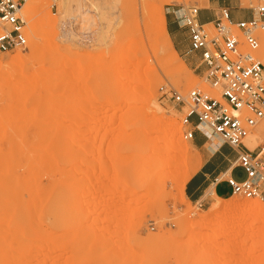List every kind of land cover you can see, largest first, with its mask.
<instances>
[{
	"label": "rangeland",
	"instance_id": "obj_1",
	"mask_svg": "<svg viewBox=\"0 0 264 264\" xmlns=\"http://www.w3.org/2000/svg\"><path fill=\"white\" fill-rule=\"evenodd\" d=\"M208 1L73 0L65 8L62 0H44L41 14L28 13L25 2L28 47L0 52V264H264V213L231 217L226 228L235 229L224 235L216 225L222 209L210 212L218 197L209 191L192 203L182 190L211 152L184 138L189 127L181 106L162 89L185 95L201 88L220 99V88L204 81L197 55V70L179 55L188 70L173 74L171 53L157 39L154 6L167 22L176 21L180 8L219 10ZM261 4L230 5L252 16ZM48 17L54 23L43 24ZM257 36L264 63V29ZM186 78L196 84L185 85ZM166 118L177 120L182 147L170 141ZM263 123L245 140L257 153L264 139L255 146L252 138ZM151 125L162 126L157 133L176 165L154 177L151 170L148 180L142 150L158 135L154 130L146 137ZM133 138L144 140L140 152ZM222 200L264 204L237 194ZM206 221L207 227L189 231Z\"/></svg>",
	"mask_w": 264,
	"mask_h": 264
},
{
	"label": "built area",
	"instance_id": "obj_2",
	"mask_svg": "<svg viewBox=\"0 0 264 264\" xmlns=\"http://www.w3.org/2000/svg\"><path fill=\"white\" fill-rule=\"evenodd\" d=\"M26 0H0V52L26 49ZM201 8L189 6L175 11L177 23L188 32V55H197L204 81L211 88H220V99L201 88L185 95L169 88L162 95L181 106L186 140L196 130L210 138L200 125L233 148L245 146L244 140L264 118V64L257 55L261 47L257 31L264 29V4L255 14L234 15L227 6L219 7L214 20L203 22ZM211 26V27H210ZM220 146V145H219ZM241 167L243 180L228 178L233 194L245 198L264 199V160L260 152L247 148L238 153L234 163Z\"/></svg>",
	"mask_w": 264,
	"mask_h": 264
},
{
	"label": "bare ground",
	"instance_id": "obj_3",
	"mask_svg": "<svg viewBox=\"0 0 264 264\" xmlns=\"http://www.w3.org/2000/svg\"><path fill=\"white\" fill-rule=\"evenodd\" d=\"M73 0H62V4L64 5V7L65 8H67L68 7V5L72 2ZM209 2V1H208ZM207 2V3H208ZM206 3V4H207ZM26 6H27V12L28 13H30V14H33V13H43L44 11H43V7L45 8V6H44V0H26ZM209 5V4H208ZM161 6V5H160ZM155 7V12H157V14H159L158 16V27H157V31H156V34H157V39H158V41H159V44L161 45V46H163L164 48H166V49H168V51L171 53V57L168 59V62H169V65H171V71L173 72V74H179L180 72H182V71H187L188 70V67H187V65L183 62V61H180V57H179V54H178V52L174 49V47H173V44H172V41H171V39H170V36H169V33H168V31H167V22H166V18H165V14H164V12L162 11V8H159L158 6H154ZM159 8V9H158ZM201 8V7H200ZM154 13V12H153ZM45 19V18H44ZM43 19V20H44ZM52 20H53V23H54V19H52L51 17H48V18H46L45 19V21H43L44 23L43 24H46V25H49V24H52ZM42 22H38L35 26H36V28L34 27V34H35V37L38 39V37L40 36V34H41V27H42ZM37 25H40L41 27L40 28H38L37 27ZM34 45H33V47H32V52L34 53L35 51H36V49H37V42H34L33 43ZM130 45V44H129ZM131 46H129L128 48H127V51L128 52H130V50H131ZM264 51V50H263ZM23 58V56H17V59L16 60H21ZM264 59V58H263ZM14 60V59H13ZM12 62V61H11ZM263 62V61H262ZM264 64V63H263ZM194 81V80H193ZM192 81V79H190V78H186V79H184V82L186 83H184L185 85H189L190 87H193L196 83L195 82H193ZM217 95V94H216ZM218 96V95H217ZM220 98V97H219ZM167 119V118H166ZM165 119V120H166ZM170 119V118H169ZM161 120V119H160ZM168 120V119H167ZM166 120V121H167ZM160 123V122H159ZM161 123H162V121H161ZM168 126H169V128L167 127V129L168 130H170L171 131V140L170 141H172L173 140V142H174V145L176 146V147H182L183 146V142H182V140L177 136V132H178V122H177V120H171L170 119V121L168 120ZM155 125V124H154ZM154 125H151L150 127H148V134H147V136L146 137H150L149 135L155 130L156 131V133L157 132H159V133H162V126L160 127V128H158L157 129V127H155ZM167 125V124H166ZM158 126V125H157ZM200 128L205 132V133H207L211 138H214V137H216L215 139H218V137L217 136H214V135H212L211 134V132L209 131V129L205 126V125H203V124H201L200 125ZM167 131V130H166ZM151 132V133H150ZM164 132H165V130H164ZM150 133V134H149ZM158 134V133H157ZM182 138V137H181ZM210 138V139H211ZM249 138V136L247 137V139ZM247 139H245V140H247ZM254 141H255V146H258L259 145V142L260 141H262V139H264V123H263V125L258 129V131H257V133H256V136H254L253 138H252ZM149 140V142L148 141H146V143H149V144H147V146H144V140H142L141 142H140V140L139 139H137V138H133L132 139V142L134 143V147H135V149L138 151V152H140L142 149H143V146H144V149L142 150V151H144V153H145V163H143V164H145V167H147V170H145L146 171V174H145V177L149 180L150 178L148 177L149 176V174H150V172H151V170H152V173H153V176L152 177H154V173H160V171H163V170H165V171H168L169 170V168L172 166V165H174L173 163V161H174V157H173V155L171 154L172 152H171V150L172 149H170L169 147L168 148H166L165 146H162V135L161 134H158L157 136H155L154 138H149L148 139ZM150 140H151V143H150ZM154 140V141H153ZM244 140V142H246ZM211 145H212V143H210ZM216 145V144H215ZM185 146V145H184ZM184 149V148H183ZM31 150V152H32V149H30ZM41 150L42 149H40V152H41ZM44 150V149H43ZM42 150V151H43ZM46 151V150H45ZM30 152V153H31ZM36 152V151H35ZM44 153H46V152H42V154H44ZM174 153V152H173ZM264 153V148L261 150V152H260V155L262 156V154ZM28 154V153H27ZM33 154V153H32ZM31 154V155H32ZM24 155V154H23ZM37 155H38V152H37ZM36 155V153H34V156L36 157L37 156ZM40 155V154H39ZM45 155V154H44ZM47 155H49V154H47ZM27 157H28V155H27ZM34 157V158H35ZM49 156H47L46 158H48ZM29 158H31V157H29ZM37 158H39V157H37ZM42 158V157H41ZM50 158V157H49ZM40 159V158H39ZM44 159V158H43ZM32 160V159H31ZM35 160V159H34ZM36 160H38V159H36ZM49 161H51V160H49ZM6 162V161H5ZM38 162V161H37ZM44 161H42V163H43ZM47 162V161H46ZM35 163V162H34ZM41 163V164H42ZM176 163V162H175ZM26 164H28V163H26ZM40 164V163H39ZM44 164H47V163H43V165ZM176 165V164H175ZM174 165V166H175ZM27 166V165H26ZM25 166V167H26ZM35 166H37V168H39L38 166L39 165H37V163H35ZM43 167V166H42ZM2 168H4V166L2 167ZM6 168V167H5ZM45 168H49V167H47V165H45ZM168 169V170H167ZM171 169V168H170ZM5 170V169H4ZM46 170V169H45ZM49 170V169H48ZM150 170V171H149ZM149 171V172H148ZM164 171V172H165ZM44 172V171H43ZM169 172V171H168ZM168 172L167 173H165V174H168ZM3 174H5V171H4V173ZM29 174V173H28ZM162 174H163V172H162ZM170 174V173H169ZM27 175V174H26ZM25 175V176H26ZM156 175V174H155ZM164 175V174H163ZM162 175V176H163ZM13 176V175H12ZM157 176V175H156ZM5 177L6 178H8L6 175H5ZM5 177H4V179H5ZM31 177V176H30ZM159 177H160V175H159ZM12 178V177H11ZM15 178V177H14ZM27 178V177H26ZM2 179V178H1ZM31 179H33L32 177H31ZM41 179V178H40ZM46 179V178H45ZM190 179V175H189V177H187V179H186V181H185V183H184V185H183V194H185V185H186V182L188 181ZM3 180V179H2ZM9 180V179H8ZM15 180H16V178H15ZM15 180H14V182H15ZM30 179H28V181H29ZM39 180V179H38ZM38 180H37V182H38ZM3 181H7V179L6 180H3ZM26 181V180H25ZM36 182V183H37ZM6 183V182H5ZM8 183H9V181H8ZM11 183V182H10ZM16 183V182H15ZM29 183V182H28ZM31 183V182H30ZM32 183H33V180H32ZM7 184V183H6ZM34 185H35V181H34V183H33ZM12 185V184H11ZM14 185V184H13ZM38 185V184H37ZM47 185V184H46ZM28 186H30V185H28ZM4 188H5V186H4ZM7 188H9V187H7ZM181 188V187H180ZM16 189V188H15ZM35 189H36V187H35ZM38 190V189H37ZM3 191H4V189H3ZM6 191V190H5ZM182 192V191H181ZM40 193V192H39ZM49 193V192H48ZM179 193H180V191H179ZM44 194H45V192H44ZM11 196V195H10ZM28 196H30V194L28 195ZM31 197H32V195H31ZM35 197V196H34ZM37 197V196H36ZM28 198H30V197H28ZM33 198V197H32ZM31 198V199H32ZM46 198V197H45ZM49 198V197H48ZM34 199V198H33ZM37 199H39V198H37ZM7 200V199H6ZM29 200V199H28ZM36 200V199H35ZM49 200V199H48ZM39 201V200H38ZM28 203H30V201H28ZM31 203H33V202H31ZM35 203V202H34ZM35 206V205H34ZM30 206H28V208H29ZM222 209V211H221V214H222V217H221V219L219 220V222L216 224L217 225V227H218V229H225V231H222V233L221 234H226V233H228L229 231H234L233 229H235V226H232V227H230V228H226V224H227V222L229 221V219L231 218V217H237L238 215H243L242 217H244V216H249L250 214H253V213H255V212H257L258 213V215H262L263 213H264V204L263 203H261V202H259V201H256V200H250V201H243V202H237L236 200H231V201H229V202H224V200H222V199H220V198H218V202L217 203H215V204H213V205H211V207H210V212H214V211H217L218 209ZM8 211V210H7ZM11 211V210H10ZM28 211V210H27ZM6 212V211H5ZM12 212V211H11ZM8 214V213H7ZM27 214H28V212H27ZM5 215V214H4ZM11 215V214H10ZM6 216H9V215H6ZM10 217V216H9ZM239 217H241V216H239ZM29 218V217H28ZM238 218V217H237ZM236 218V219H237ZM4 219H6V218H4L3 217V220ZM17 219H18V217H17ZM10 221V220H9ZM4 224V223H3ZM208 222L206 221V222H203V223H197V224H195V226H189V231H191V232H193L194 231V229H196V228H198V227H207L208 226ZM7 225V224H6ZM23 225V224H22ZM5 226V225H4ZM25 226V225H24ZM28 226V225H27ZM228 226V225H227ZM216 227V228H217ZM217 229V230H218ZM238 229V228H237ZM9 230V229H8ZM14 230V229H13ZM261 230V229H260ZM11 231V230H10ZM45 231H46V229H45ZM220 231V230H219ZM261 231H263L264 232V227H263V229L261 230ZM7 232V231H6ZM9 232V231H8ZM221 232V231H220ZM11 234L10 235H13L12 234V232H10ZM16 234V233H15ZM43 235V234H42ZM14 236V235H13ZM12 236V237H13ZM22 236V235H21ZM43 237V236H42ZM18 238V237H17ZM45 238H47V236L45 237ZM11 239H13V238H11ZM11 239L10 240H8V241H11ZM24 239V238H23ZM171 238L170 237H165L164 235H163V237H162V240H170ZM20 240H22V239H20ZM19 240V241H20ZM26 240H28V239H26ZM43 240H44V238H43ZM49 240V239H48ZM14 241H15V238H14ZM30 240H28V242H29ZM34 241V240H33ZM45 241V240H44ZM171 241V240H170ZM5 243V242H4ZM17 243V242H16ZM21 243V242H20ZM23 243V242H22ZM26 243V242H25ZM45 243H47L46 241H45ZM6 244V243H5ZM4 244V245H5ZM29 244H31V243H29ZM19 245V244H18ZM17 245V246H18ZM48 245V244H47ZM46 245V246H47ZM47 248V247H46ZM229 248V245L227 246V249ZM36 252V251H35ZM36 254V253H35ZM38 255V254H37ZM47 256V255H46ZM38 258V257H37ZM36 258V259H37ZM38 260V259H37ZM241 264H245V260H243V262H241Z\"/></svg>",
	"mask_w": 264,
	"mask_h": 264
},
{
	"label": "crops",
	"instance_id": "obj_4",
	"mask_svg": "<svg viewBox=\"0 0 264 264\" xmlns=\"http://www.w3.org/2000/svg\"><path fill=\"white\" fill-rule=\"evenodd\" d=\"M228 2L229 3L227 4L226 0H209V4L218 6V8L221 6L229 7L234 15L243 13L249 16L244 10H235L236 8L230 5L232 0ZM207 7H202L200 11V18L203 22L214 20L218 13L216 8ZM167 31L174 49L179 55L185 58L186 63L192 69L197 70L198 66L195 57L187 54L190 46L187 30L181 27L176 21L168 19ZM210 138H206L202 131L196 130L192 139L193 144L198 149L207 148L211 152L207 159L204 160L197 171L190 176V179L186 182L184 189L185 195L192 203L201 202L209 191L211 192V195L218 198H230L233 196V191L228 183V178L232 177L240 181L246 177L244 170L241 167L236 166L234 163L237 160L240 151H245L247 148H251L249 143L244 142L245 146L233 148L222 141H216V137ZM210 143H212V145Z\"/></svg>",
	"mask_w": 264,
	"mask_h": 264
}]
</instances>
